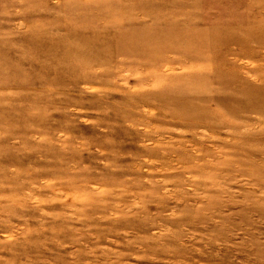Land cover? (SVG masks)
<instances>
[{
  "label": "rangeland",
  "instance_id": "obj_1",
  "mask_svg": "<svg viewBox=\"0 0 264 264\" xmlns=\"http://www.w3.org/2000/svg\"><path fill=\"white\" fill-rule=\"evenodd\" d=\"M0 264H264V0H0Z\"/></svg>",
  "mask_w": 264,
  "mask_h": 264
},
{
  "label": "bare ground",
  "instance_id": "obj_2",
  "mask_svg": "<svg viewBox=\"0 0 264 264\" xmlns=\"http://www.w3.org/2000/svg\"><path fill=\"white\" fill-rule=\"evenodd\" d=\"M186 111H188V112H189L188 114H192V113H191V111H189V110H186Z\"/></svg>",
  "mask_w": 264,
  "mask_h": 264
}]
</instances>
